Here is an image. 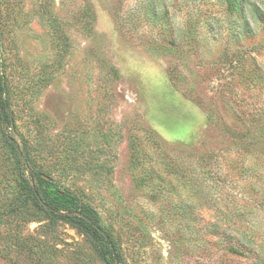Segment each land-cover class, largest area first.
<instances>
[{
  "label": "rangeland",
  "instance_id": "374dc122",
  "mask_svg": "<svg viewBox=\"0 0 264 264\" xmlns=\"http://www.w3.org/2000/svg\"><path fill=\"white\" fill-rule=\"evenodd\" d=\"M0 58L49 188L127 264H264V0H0ZM24 204L0 217V264H105Z\"/></svg>",
  "mask_w": 264,
  "mask_h": 264
},
{
  "label": "trees",
  "instance_id": "16d2710c",
  "mask_svg": "<svg viewBox=\"0 0 264 264\" xmlns=\"http://www.w3.org/2000/svg\"><path fill=\"white\" fill-rule=\"evenodd\" d=\"M238 0H226L228 9L234 11ZM5 70L0 58V143L7 154L15 188L3 214L17 211L29 202L37 211V219L51 224L63 222L85 235L97 256L105 264H127L111 232L103 228L95 210L78 194L62 190L53 192L49 187L53 178L35 164L28 141L17 131L15 117L10 108ZM46 185V186H45ZM241 244L239 241H235ZM251 246L249 243L246 247Z\"/></svg>",
  "mask_w": 264,
  "mask_h": 264
}]
</instances>
